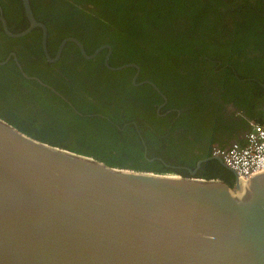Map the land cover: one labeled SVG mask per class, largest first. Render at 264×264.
Masks as SVG:
<instances>
[{
    "label": "trees",
    "instance_id": "1",
    "mask_svg": "<svg viewBox=\"0 0 264 264\" xmlns=\"http://www.w3.org/2000/svg\"><path fill=\"white\" fill-rule=\"evenodd\" d=\"M48 1L29 4L51 59L74 38L87 55L110 46L111 68L134 64L139 73L133 84L136 69L105 67L107 49L88 61L70 42L49 63L40 29L14 39L0 23V63L14 53L39 80L24 78L13 58L0 65V118L28 137L117 169L190 177L212 142L236 133L219 106L245 111L243 129L249 120L264 127L255 116L264 103V0ZM0 15L12 34L29 26L22 0H0ZM196 177L234 183L216 160Z\"/></svg>",
    "mask_w": 264,
    "mask_h": 264
},
{
    "label": "water",
    "instance_id": "2",
    "mask_svg": "<svg viewBox=\"0 0 264 264\" xmlns=\"http://www.w3.org/2000/svg\"><path fill=\"white\" fill-rule=\"evenodd\" d=\"M49 63L68 42L85 60L74 38L60 44L51 59L46 27L22 0ZM16 58V57H15ZM21 75L24 74L14 59ZM8 61V60H7ZM0 65L6 64V62ZM148 84L161 95L158 88ZM165 100V99H164ZM217 160L234 176L232 186L219 179L197 178L202 163ZM190 177L117 169L93 158L40 142L0 118V264H264V171L242 179L218 156L197 163Z\"/></svg>",
    "mask_w": 264,
    "mask_h": 264
},
{
    "label": "flooded vegetation",
    "instance_id": "3",
    "mask_svg": "<svg viewBox=\"0 0 264 264\" xmlns=\"http://www.w3.org/2000/svg\"><path fill=\"white\" fill-rule=\"evenodd\" d=\"M46 5H49V1L48 0H46ZM67 39V38H66ZM62 43V42H61ZM71 43V42H70ZM60 46V45H59ZM103 47V46H102ZM59 48V47H58ZM101 48V47H100ZM46 49H47V43H46ZM58 50V49H57ZM63 50V49H62ZM96 51V50H95ZM43 52V51H42ZM48 52V51H47ZM101 52H103V50L101 51ZM100 52V53H101ZM56 53H57V51L55 52V55H54V58H55V56H56ZM62 53V52H61ZM80 53V52H79ZM99 53V54H100ZM107 53L108 52H106V54H105V56H104V59H103V62H104V65H105V58H106V56H107ZM98 54V55H99ZM49 55V54H48ZM81 55V54H80ZM97 55V56H98ZM61 56V55H60ZM16 56H15V54L14 53H9V55L6 57V60L5 61H10V59L11 58H13V61H14V63H15V65H16V62H15V60L14 59H16L17 60V58H15ZM50 57V56H49ZM53 58V59H54ZM60 58V57H59ZM59 60V59H58ZM58 60H56V62L58 61ZM4 61V62H5ZM7 61V62H8ZM88 61H90V60H88ZM7 62H6V64H7ZM55 62V63H56ZM3 63V62H2ZM18 63V62H17ZM6 64H4V65H6ZM52 64H54V63H52ZM16 67H17V65H16ZM21 74V73H20ZM40 85H42L46 90H49V91H51V92H54L56 95H58V93H56V91H54L53 90V88H51L50 86H48V85H44V84H41L40 83ZM264 86V85H263ZM60 98H62L61 96H59ZM162 107V105L159 107V109ZM256 111H260L261 113H256V117L257 118H259V119H262V121L264 122V103L263 104H261L258 108H257V110ZM218 114H219V116L220 117H222L221 119L222 120H225V121H227V117L229 118H234V121H235V123L237 124V127L236 128H234L233 129V131L234 132H236V133H232V138H231V140H229L228 141V144H224L225 142H227V139H222V140H215L214 142H212V144H211V153H210V155L207 157V158H209L210 156H215V154H216V151L217 150H223V149H226V148H229L230 146H233V145H235V144H239V145H242L243 143H245V140H246V136L248 135V133H249V131H250V127H251V124L252 123H256L254 120H249L248 121V123H247V125L245 126V128L243 129L242 128V126L241 125H243V120H248L249 118L247 117V113L245 112V111H242V110H240V109H237V108H235V106L234 105H232V104H222L221 106H219V110H218ZM232 127H234V125L232 126ZM231 130L232 129H230V132H228V133H226V134H224L223 136L224 137H226L229 133H231ZM238 134V135H237ZM235 135H237L236 136V138L233 140V137L235 136ZM218 159L219 160H221V161H223L219 156H218ZM217 161V160H216ZM224 163V162H223Z\"/></svg>",
    "mask_w": 264,
    "mask_h": 264
},
{
    "label": "built area",
    "instance_id": "4",
    "mask_svg": "<svg viewBox=\"0 0 264 264\" xmlns=\"http://www.w3.org/2000/svg\"><path fill=\"white\" fill-rule=\"evenodd\" d=\"M263 139H264V127L257 123L255 124L252 123L250 127V131L246 136L245 143H243L242 145L235 144L233 146H230L229 148L223 150H217L215 155L219 156L223 160L224 164L230 167L231 169H233L235 172H237L239 176L243 178H249L252 175H249L247 171H240L232 164H228L227 157L228 155H233L232 157L237 158V156H240L242 154L249 157L253 155L257 156L261 152L260 146L264 145ZM262 171H264V168L259 172Z\"/></svg>",
    "mask_w": 264,
    "mask_h": 264
},
{
    "label": "bare ground",
    "instance_id": "5",
    "mask_svg": "<svg viewBox=\"0 0 264 264\" xmlns=\"http://www.w3.org/2000/svg\"><path fill=\"white\" fill-rule=\"evenodd\" d=\"M260 147L261 152L257 156L253 155L249 157L242 154L240 156H237V158H234L232 157L233 155H228L227 162L228 164H232L240 171H247L249 175L256 174L264 168V145H261ZM239 177L242 179H247L241 176Z\"/></svg>",
    "mask_w": 264,
    "mask_h": 264
}]
</instances>
